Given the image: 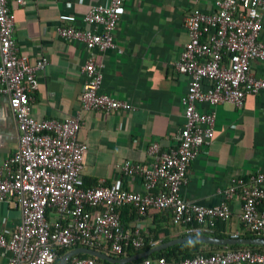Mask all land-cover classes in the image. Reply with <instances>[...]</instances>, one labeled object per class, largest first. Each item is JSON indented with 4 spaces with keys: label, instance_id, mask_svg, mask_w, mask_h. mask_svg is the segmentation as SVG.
I'll list each match as a JSON object with an SVG mask.
<instances>
[{
    "label": "built area",
    "instance_id": "2783aa9c",
    "mask_svg": "<svg viewBox=\"0 0 264 264\" xmlns=\"http://www.w3.org/2000/svg\"><path fill=\"white\" fill-rule=\"evenodd\" d=\"M0 0V93L7 95L14 115L18 145L0 162V201H15L22 209V221L9 237L0 233V247L10 251L5 264H53L60 249L86 246L115 255L144 244L139 224L123 228L118 208L130 205L138 215L148 208L170 213L172 223L188 234L211 235L217 221L230 217L227 200L243 178L234 179L223 191L220 203L205 206L190 203L181 195L187 168L202 146L214 135L215 114L197 105L230 102L243 105L248 94L264 91V76L251 70L253 60L264 61V0H215L213 11L195 7L185 17L188 41L174 64L188 79L181 102L184 121L178 142L161 149L159 142L147 146V164L124 160L122 175L139 176L144 192L129 191L118 184L85 186L83 162L86 145L77 139L78 117L38 119L31 113L32 93L38 89L37 71L47 57L31 63L19 52L15 38V15L10 3ZM124 0L93 4L83 16L87 27L60 24L62 39L79 41L87 49L100 51L116 47L113 30ZM84 77L79 95L81 107L109 113L131 110L130 103L100 92L102 75L92 59L81 67ZM240 221L244 229L264 235V172H256L242 189ZM232 237H238L234 233ZM71 264H120L92 257L77 258ZM141 264H264V252L250 248L215 251L180 260L145 257Z\"/></svg>",
    "mask_w": 264,
    "mask_h": 264
},
{
    "label": "crops",
    "instance_id": "0c3cea01",
    "mask_svg": "<svg viewBox=\"0 0 264 264\" xmlns=\"http://www.w3.org/2000/svg\"><path fill=\"white\" fill-rule=\"evenodd\" d=\"M214 1L124 0L113 30L116 47L103 51L62 39L55 28L60 24L87 27L83 16L90 6L106 4L108 0L10 3L19 52L27 55L31 63L41 56L47 57L45 68L37 71L39 84L32 93L31 113L38 119L79 118L77 139L86 145L82 171L85 186L114 183L129 191L144 192L142 179L122 175L118 166L124 160L150 162L146 149L152 141L159 142L163 150L177 144L184 121L181 99L188 85L187 77L174 69L189 38L184 20L195 7L213 11ZM260 37L264 42V28ZM89 59L102 75L100 92L130 103L131 110L104 113L81 107L79 95L84 82L81 67ZM251 70L256 77L264 76V61L253 60ZM197 107L214 112V135L190 162L181 195L190 203L212 206L221 202L223 191L234 179L243 178L245 184L238 186L227 200L230 217L216 225L217 232L227 237L238 233L239 237L244 230L240 221L242 189L253 174L264 172V91L246 95L241 107L230 102L201 103ZM17 145L16 121L7 95L0 93V162ZM258 208H264V201ZM21 221L20 205L0 201V233L9 237ZM124 221L126 229L139 224L141 233L156 225L164 229L157 232L159 238L152 240V247L163 243L159 241L163 236L173 239L188 235L181 225L172 223L168 211L151 209L133 217L126 214ZM10 256V251L0 247V264H5ZM156 257L153 254L151 258ZM142 258L122 264H141Z\"/></svg>",
    "mask_w": 264,
    "mask_h": 264
},
{
    "label": "trees",
    "instance_id": "16d2710c",
    "mask_svg": "<svg viewBox=\"0 0 264 264\" xmlns=\"http://www.w3.org/2000/svg\"><path fill=\"white\" fill-rule=\"evenodd\" d=\"M151 209L156 210V211L160 210V209H156V208L151 207V208L147 209L146 214ZM118 211H119L120 221H121L123 228L128 226L127 222L124 221V216H126V214H130L133 217L135 214H137L136 210L130 205L122 206V207L118 208ZM218 222L219 221H217L216 225L218 224ZM158 226L156 225V227H153L152 229H147L146 230L147 232L142 231L141 234H142L143 239H144V244L139 249L128 248L127 250H125L124 253L118 254V255L114 254V255L118 256V257H122L124 255H132L133 253H137L140 251H146L147 249L151 248L152 247V244H151L152 240L156 241V239L159 238V236L157 235V232L160 230H164V229H159ZM181 235L183 236L185 234H181ZM211 235L217 236V237H227L228 236L222 232H217L216 227L214 229V232ZM259 236L264 237V235H262V234H257L255 232L248 231L246 229H244L243 232L241 233V235H239V237H259ZM169 239H170V237L163 236L159 239V241L165 242V241H168ZM74 247H78V246H74ZM246 247L250 248L251 250L256 251V252H264V246H258V245H240V244L213 245V244H205V243H201V242H197V241H192V242L177 243V244L169 246L165 249L154 252L153 254L156 255L157 257H160V256L164 257L167 260H180V259H183L186 257H193V256H196V255L201 254V253L202 254H209V253H212L215 251L237 250V249H242V248H246ZM70 249H72V247L60 249L57 253V257H56L53 264H56L58 259L61 257V255H63L65 252H67ZM153 254H151L149 256L152 257ZM86 257H92L94 259H98L97 257L91 256L88 254H78V255L71 257L66 264H71V262L77 258H86ZM142 259H140V260H142Z\"/></svg>",
    "mask_w": 264,
    "mask_h": 264
},
{
    "label": "water",
    "instance_id": "95a60500",
    "mask_svg": "<svg viewBox=\"0 0 264 264\" xmlns=\"http://www.w3.org/2000/svg\"><path fill=\"white\" fill-rule=\"evenodd\" d=\"M197 241L205 244H213V245H233V244H240V245H258L264 246V237H216L213 235H206V234H188L182 237L173 238L163 243H160L146 251L139 252L135 255H131L129 257H114L106 252L86 247V246H78L74 247L67 252H65L61 257L58 259L56 264H66L68 260L78 254H88L98 259L106 260L111 263H125L136 258L146 257L150 255L154 251H159L163 248L171 246L176 243L182 242H192Z\"/></svg>",
    "mask_w": 264,
    "mask_h": 264
}]
</instances>
